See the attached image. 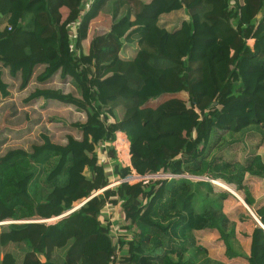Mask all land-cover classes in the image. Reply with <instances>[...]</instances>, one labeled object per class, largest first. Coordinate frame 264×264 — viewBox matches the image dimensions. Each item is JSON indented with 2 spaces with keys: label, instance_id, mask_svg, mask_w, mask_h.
<instances>
[{
  "label": "trees",
  "instance_id": "trees-1",
  "mask_svg": "<svg viewBox=\"0 0 264 264\" xmlns=\"http://www.w3.org/2000/svg\"><path fill=\"white\" fill-rule=\"evenodd\" d=\"M89 1L0 0V264H108L116 244L121 264H264L260 227L238 215L253 226L244 252L223 209L232 195L209 181L233 184L255 205L245 180L264 178V0H142L138 13L128 0H104L109 27L83 51L102 3L87 14ZM180 7L188 30L130 25ZM180 91L186 100H160ZM135 115L139 125L126 130ZM120 131L131 166L163 176L105 188L132 171L109 147ZM98 148L112 157L111 174ZM99 190L53 223L29 221ZM108 204L121 212L116 235Z\"/></svg>",
  "mask_w": 264,
  "mask_h": 264
},
{
  "label": "rangeland",
  "instance_id": "rangeland-1",
  "mask_svg": "<svg viewBox=\"0 0 264 264\" xmlns=\"http://www.w3.org/2000/svg\"><path fill=\"white\" fill-rule=\"evenodd\" d=\"M88 8H89V6L86 3L85 11L86 10L88 11ZM63 11H65V10H63ZM107 19H108L107 16L99 13L98 8H97L94 16H92L90 19L87 31H83L86 34L85 36H83L84 39L81 38V40L79 42L80 47L83 51L87 50L88 43H89V41L93 35V32L96 29H98L102 26L103 27L106 26L105 28L109 27V25H107ZM71 30H72L71 31V40L75 41L76 37L79 36V34L74 30V26H72ZM248 43L254 47V45L256 43V39L249 40ZM72 45L74 46V43H72ZM222 69H223V61L218 59L217 60V71H218V73H221ZM186 96H187V94H181V97L186 98ZM166 98H167V96H163L160 98V100H163ZM139 121H140L139 118L135 115L127 123L128 125H127L126 130H129V129L134 130L136 128V126L139 124ZM252 130L256 131L257 128H255L254 126H250L247 129V131H252ZM262 131L264 133V129H262ZM123 132L124 131L117 132V135L114 139L113 145L115 144L117 137H119L118 141H121V139H123L122 138V136L124 135ZM247 142H249V141L247 140ZM252 142L253 141L250 140V143H252ZM97 151H98L99 162L103 163L104 165H107V170L111 174L112 173V166H111L112 157L107 153L108 152L107 150L104 151L101 148H98ZM259 153L264 158V142L260 148ZM116 154H117V152H116ZM241 155H242V153L238 154L239 157H241ZM117 156H118L119 160H120V158L123 159V160H120L121 163H125V164L131 166L129 158L127 159V156L124 155V151L121 150L119 152V155L117 154ZM36 169H38V168L36 167ZM131 169H132V171L128 175V177L131 178V179H129L130 180L129 182H131V183L139 181L140 179L158 178V177L163 176L162 174H154V175L145 174L144 165H142V164H139L138 169H136V168L134 169L132 166H131ZM110 178H111V183H110L111 186L110 185L109 186L114 187V183H116L118 180L113 176H110ZM193 179H200V178H193ZM215 181L217 182V180H215ZM245 182L248 183V185H249V187H250V189L254 195V198H255V205H253V207H250V209L252 210L253 214L257 217V219L261 222V224H263V226H264V207L260 208L259 210L256 211V208L264 205V178L258 179V178L247 176ZM39 184H40L39 191L41 193H43L44 187H43L41 181H39ZM214 188L216 191H226V190L230 191L229 193L232 195V197L223 201V209L227 213V215L229 216L230 219L236 221V236L238 238L239 245L241 246V248L244 252L249 253L250 243H251L250 236L252 233V229H253L252 227L253 226L250 222H248V221L241 222L238 218L239 214L248 213L250 215L247 208L242 204L243 200H244L243 192L241 190H237L233 184H227L222 180H218L217 185H216V183L214 184ZM233 194H235L237 197H239V199L236 198ZM112 205L108 204L107 206H105L103 208V213L104 214L106 213V215H108L107 212H111L112 213L111 214V216H112L111 221L114 222V221L121 218V212L119 211V209L116 206H112ZM252 219L254 220L253 217H252ZM24 220H28V219H24ZM56 220L57 219L49 220V221H47V223H53ZM9 221L10 220H8L6 222H9ZM102 222L105 223V220L102 219ZM258 226L260 227V232H258L257 238H256V240H257V246H256V250H255L256 251V259H257V255H258V257H260L261 253L264 250L263 249L264 248V228L263 227L261 228L260 225H258ZM213 239H214V236H212V234H207V235H204L202 237V242L205 243V245H206V244L210 243ZM210 250H211L210 251L211 255L214 257H217V256L221 255V253H222V249L218 246H215V247L211 248ZM240 264H247V263L242 262Z\"/></svg>",
  "mask_w": 264,
  "mask_h": 264
},
{
  "label": "crops",
  "instance_id": "crops-1",
  "mask_svg": "<svg viewBox=\"0 0 264 264\" xmlns=\"http://www.w3.org/2000/svg\"><path fill=\"white\" fill-rule=\"evenodd\" d=\"M100 1L102 3L99 6L98 11H99L100 7L102 6L104 0L103 1L102 0H90L89 1L90 7L88 8V11L86 13L88 14L89 11H91L93 8H95V6ZM128 3L130 5V7L134 10L135 13H138L141 10V8L143 7L142 0H128ZM99 13H101V12L99 11ZM187 19H188V16L186 15L185 10L183 9V7H180V8L174 9V10H172L170 12L163 13L159 18H152V17L146 18V17H141V16H135L130 25L131 26L161 25V26L165 27L167 30H172V29H175V28H183L184 30H188ZM89 22H90V20H89ZM107 25H109V18L107 19ZM104 27H106V26H104ZM249 40H253V39H248V41ZM248 41H247V43H248ZM248 45L251 48H253V46L251 44L248 43ZM181 94H187V93L183 92V91H180V92L175 93V94H167V95H163V96H167V97L175 96V97H179V98H181L183 100H186L187 96H186V98H184V97H181ZM139 123H140V121H139ZM123 133L126 136L125 131ZM217 182H218V180H217ZM214 183H216L215 180H214Z\"/></svg>",
  "mask_w": 264,
  "mask_h": 264
},
{
  "label": "built area",
  "instance_id": "built-area-1",
  "mask_svg": "<svg viewBox=\"0 0 264 264\" xmlns=\"http://www.w3.org/2000/svg\"><path fill=\"white\" fill-rule=\"evenodd\" d=\"M122 138L123 139H121V141H118L119 137H117V139L115 141V144L113 145V142H112V143L109 144V147H113L115 150H117L116 152H117L118 155H119V152L121 150L124 151V155H126L127 156V159H128L129 156H130L129 155V141H128V139H127V137L125 135H123ZM120 160H123V159L120 158ZM122 164L123 165H127L125 163H122ZM122 181H130V180H129V177H126L124 179H118V181L116 183H114V185L115 184H118L119 182H122ZM102 211H103V209H102ZM107 214L108 215H111L112 213L111 212H107ZM55 219L58 220L60 218L58 216V217H55V218L52 217V218H49V219H43L44 220L43 222H46L47 223V221H49V220H55ZM121 219H122V217L112 223V233L114 235H116L117 231L119 230L120 223H121ZM120 256H121V248L119 247L118 244H116V249H115L114 253L109 257L108 264H121Z\"/></svg>",
  "mask_w": 264,
  "mask_h": 264
},
{
  "label": "water",
  "instance_id": "water-1",
  "mask_svg": "<svg viewBox=\"0 0 264 264\" xmlns=\"http://www.w3.org/2000/svg\"><path fill=\"white\" fill-rule=\"evenodd\" d=\"M200 179H204V180H207L205 178H200ZM211 183L215 184L213 180H209ZM111 186V185H110ZM110 186H107L105 188H108ZM103 190V189H102ZM102 190H99L97 191L96 193H94L93 195H91L90 197H88L87 199L83 200L82 202L78 203L77 205H75L72 209L66 211L64 214H61L59 215V218H62V217H65L67 216L68 214H70L72 211L76 210L77 208H79L84 202H86L87 200H89L90 198H92L93 196H95L96 194H98L99 192H101ZM227 192H230L229 190H226ZM245 202V201H244ZM248 212L250 213V215L254 218V220L256 221L257 224H259L261 227H262V224L261 222L257 219V217L253 214L252 210L250 209V207L245 203L243 204ZM58 217V216H57ZM29 221H41L43 222L44 220L43 219H40V220H29ZM13 221H9V222H2V223H12ZM20 222H28V221H20Z\"/></svg>",
  "mask_w": 264,
  "mask_h": 264
},
{
  "label": "bare ground",
  "instance_id": "bare-ground-1",
  "mask_svg": "<svg viewBox=\"0 0 264 264\" xmlns=\"http://www.w3.org/2000/svg\"><path fill=\"white\" fill-rule=\"evenodd\" d=\"M129 179H131V178H129ZM236 198H238L239 199V197H237L235 194H233ZM243 200V199H242ZM242 204H245V202H244V200H243V203ZM262 226H263V224H262Z\"/></svg>",
  "mask_w": 264,
  "mask_h": 264
}]
</instances>
